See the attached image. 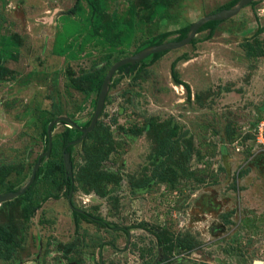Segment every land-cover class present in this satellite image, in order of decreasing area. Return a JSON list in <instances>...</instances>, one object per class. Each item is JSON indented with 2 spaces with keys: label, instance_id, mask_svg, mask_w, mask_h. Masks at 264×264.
Here are the masks:
<instances>
[{
  "label": "rangeland",
  "instance_id": "obj_1",
  "mask_svg": "<svg viewBox=\"0 0 264 264\" xmlns=\"http://www.w3.org/2000/svg\"><path fill=\"white\" fill-rule=\"evenodd\" d=\"M228 1L106 0L102 19L132 24L122 23V44L111 46L89 36L81 14H66L74 0H0V35L17 45L15 59L0 60L8 70H0V166L12 169L0 194L27 182L43 152L42 119L90 120L95 76L135 53L145 38ZM155 4L164 5L158 15ZM110 32L115 36V28ZM54 43L71 46L57 55ZM184 53L187 59L174 67L188 92L172 83L169 70ZM113 78L96 118L106 128L96 142L107 148L104 157L88 171L91 154L81 140L95 121L73 143L72 193L53 165L49 177L43 169L32 181V204L17 198L23 192L0 202V226L13 249L0 264L264 262V150L243 136L264 103V0L219 22L209 39L168 49L140 70L114 71ZM62 128L55 124L51 138ZM69 200L82 212L128 226L129 236L73 216Z\"/></svg>",
  "mask_w": 264,
  "mask_h": 264
},
{
  "label": "trees",
  "instance_id": "obj_2",
  "mask_svg": "<svg viewBox=\"0 0 264 264\" xmlns=\"http://www.w3.org/2000/svg\"><path fill=\"white\" fill-rule=\"evenodd\" d=\"M236 1L237 0H229L227 3L223 4L220 7V9H223V8L227 9L230 6H232ZM105 3H106V0H74L73 6L68 10V12L66 14H68V16L69 15L75 16V15L81 14L80 18L81 17L84 18L85 21H87V24H89V26H90V30L88 32L89 36H94V39L99 38L98 41L100 43H104V42L108 41V42H110L111 46L121 45L122 39L120 40V36L118 34L119 31L120 30L124 31L125 27H127L129 25L132 26V24H130L129 20L128 21L122 20L123 18L117 19L118 17L116 18L117 20L114 18L107 20L108 17L102 19V16L105 13L104 12ZM255 3H256V0H252L247 5L252 6ZM83 5L86 6V10H85ZM163 6L164 5H162V4H155L153 6V10H154L153 14H156V13H157V15L160 14L161 11L163 10ZM74 16H72V17H74ZM221 21L222 20H210V21H206L203 24H201L198 27V29L196 30V33L202 32V31H206V33L200 38H198L196 36V33H195V35L189 41L188 44L194 45L196 42H200V41H204V40L209 39L212 36L215 27ZM122 23H124L126 26L121 27ZM189 24L190 23L184 24V25H182V26H180L174 30H169V31H165V32H161V33L149 36V37L145 38L144 40H142V42L134 49L133 52H137L138 50H140L144 47H147V46H151L154 44H158L160 42H164L163 40H165V38L170 34H175V37L172 38L173 40H179L186 35V33L188 31ZM63 25L65 26V24H63ZM110 27L115 28V30H116V34L112 38L111 37L109 38V36H108V34H111ZM102 28L105 30L101 34L100 32H98V30H100ZM262 31H263V27H261V26L257 27L254 30L253 35H257V34L261 33ZM70 46L71 45L69 43H64L63 46H61V44L54 43L53 44V52L57 55H64ZM78 46H80V47L82 46V40L78 44ZM16 51H17L16 42L13 39L9 38L8 36L0 35V60L1 59L2 60L15 59ZM165 51L166 50H162V51H158V52H154V53L149 54L148 56H146L145 58L140 60L138 63L131 65L128 69V72L140 70L144 66L153 63ZM187 57L188 56L185 53L176 57L174 60L171 61L169 70H170V77H171L172 83L182 85L185 88V90L188 92L187 84L178 78V76L175 72V67H174L175 62L177 60H179V59L185 60V59H187ZM125 66H126V64L119 66L115 70V73L120 72L122 74H125V72H124ZM0 70H2L3 73H5V74L8 72V70L6 68H3L2 65H0ZM104 74H105V72H102L99 75L95 76L92 80V83H91L92 85L90 87H92V89L96 93H98V91H99V88H100ZM117 79L118 78L110 79L108 87H111V85L114 84V82H116ZM94 102L95 101H93V103ZM262 112H264V103L262 105L261 112L257 116V119L254 121V123L257 122V120L261 116ZM53 117L54 116H50V117L42 119V126H41L40 135L43 138V145H42L43 151H45L46 145H47L46 126H47L49 121H51L55 118V117L54 118ZM88 122H89V119H87L84 122L77 124V125L80 127H85L88 124ZM59 123L63 124V128L60 131L56 132L52 136L50 151H49V155H48L49 157L46 160H44V156L41 157L40 164H39V166L35 172V177H37L39 172L43 169H44V171H46V174L48 173V177H49V173L52 171L53 165H56L57 167H59V172L61 174V180H62L63 184L65 185V191L69 194V193H72L74 190L73 180H72V176L68 177V178L65 177V171L63 169V163H62L61 155H62L63 151L69 152L71 165L74 166L72 154H71L73 144L72 143L67 144V143L71 140H74L75 138H78L79 135L81 134V132L77 128H75L74 126H72L66 122L59 121ZM54 125L55 124L52 125L51 130L54 128ZM102 125H104V124L101 123L99 120H96V123L94 124L93 128L81 140L85 145L84 150L87 152V154H91V156L89 157V160H88V156H86V163L90 165V167L88 169L89 172L95 168V164H97V162L98 163L100 162V160L104 157L106 150H107V148H102L100 146H96V142H102L103 138L105 139V137H106L105 136L106 135V131H105L106 128L102 127ZM243 136H248V138H250L249 133H248V135L244 134ZM167 144H168V140L165 141L164 146H166ZM63 148H64V150H63ZM247 148L248 149L245 148V151L250 150V146H247ZM164 150L159 151V153H164ZM168 154H170V153L168 152ZM0 167H1L0 168V183H2L3 178H6L12 172V169H10L9 167H5V166H0ZM89 176H91L90 173H89ZM91 177L95 178V173ZM31 186H32V184H30L23 191V193L20 194V196H17V198L21 197V198L25 199L27 205L32 204L31 203L32 196L34 197V195H32ZM8 189L9 188H6V190H8ZM69 201L72 204V201L71 200H69ZM72 214H73V216H78L84 220H87L86 216L84 214H82V212H80V211L72 210ZM6 233H7V228L4 225H1L0 226V247L1 246L3 247V249L0 248V257L1 258L4 257L5 253H7L9 256V254L13 251V249L11 247H6V241H7Z\"/></svg>",
  "mask_w": 264,
  "mask_h": 264
},
{
  "label": "water",
  "instance_id": "obj_3",
  "mask_svg": "<svg viewBox=\"0 0 264 264\" xmlns=\"http://www.w3.org/2000/svg\"><path fill=\"white\" fill-rule=\"evenodd\" d=\"M250 1H252V0H237L232 6H230L227 9L223 8V9H219L215 12L203 15V16L197 18L196 20H194L193 22H191L189 24L188 31L183 38H181L179 40H168V41L160 42L158 44H154L151 46L144 47V48L138 50L137 52H135L129 56H125V57L115 61L113 64H111V66L107 69V71L105 72V74L103 76V79H102V82H101V85H100V88H99V91L97 93V97H96V100L94 103L93 112H92V115H91V118H90L88 124L85 127H80L75 122H73L71 119H69L68 117H65V116H59V117L49 121L47 126H46V135H47L46 149H45V151L41 152L37 156L36 161L32 166L31 174H30L27 182L16 190L7 191V192L0 194V202L7 200V199H10L11 197L17 196L18 194L22 193L32 183V181L34 180V177H35V172H36V170L40 164L41 157H43V156L46 157L49 154L50 146H51V127L53 124H57V123H59V121L66 122V123L74 126L75 128H77L81 132V134L79 135L78 138H75L74 140L69 141L67 144H70V143L73 144L74 142H77L93 126V124L95 123L96 118H97V116L101 110L103 99H104L105 93L107 91V86H108L109 80L111 78V75L114 73V71L119 66L126 64V66L124 67V72H127L131 65L138 63L140 60H142L143 58H145L146 56H148L151 53L184 46V45L188 44L189 41L193 38V36L196 33V30L198 29V27L201 24H203L206 21H210V20L227 19L228 17H231L232 15L236 14L240 8L247 5ZM63 150H64V148H63ZM62 163H63V169L65 171V177L66 178L71 177V161H70L69 152H67V151L62 152ZM259 263L264 264V262H261L259 260H256L254 262V264H259Z\"/></svg>",
  "mask_w": 264,
  "mask_h": 264
},
{
  "label": "built area",
  "instance_id": "obj_4",
  "mask_svg": "<svg viewBox=\"0 0 264 264\" xmlns=\"http://www.w3.org/2000/svg\"><path fill=\"white\" fill-rule=\"evenodd\" d=\"M248 139L250 141H253L256 146L262 147L264 150V112H262L257 122L254 124V126L250 130V138ZM234 143H236V141Z\"/></svg>",
  "mask_w": 264,
  "mask_h": 264
},
{
  "label": "flooded vegetation",
  "instance_id": "obj_5",
  "mask_svg": "<svg viewBox=\"0 0 264 264\" xmlns=\"http://www.w3.org/2000/svg\"><path fill=\"white\" fill-rule=\"evenodd\" d=\"M71 205H73V204H71ZM72 210H77V211L82 212L81 210L75 208L74 205H73ZM82 214H84L86 216V218H87L86 221L92 222V223H96V224H101L104 227L111 228V229L112 228H118L117 230L121 231L124 234V236H126V237H128L129 233L131 232V230H130V228L128 226H119V227H117L116 224L107 223L103 219H101V218H99L97 216H92V215L87 214L85 212H82ZM103 263H104L103 261H98V263H96V264H103Z\"/></svg>",
  "mask_w": 264,
  "mask_h": 264
}]
</instances>
